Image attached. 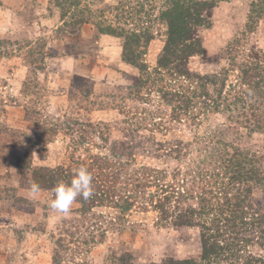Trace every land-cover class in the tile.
I'll return each instance as SVG.
<instances>
[{"label":"rangeland","instance_id":"obj_1","mask_svg":"<svg viewBox=\"0 0 264 264\" xmlns=\"http://www.w3.org/2000/svg\"><path fill=\"white\" fill-rule=\"evenodd\" d=\"M209 1L212 26L198 31L206 56L191 57L189 68L200 74L234 68L228 82H235L230 59L238 65L264 50V0ZM167 2L0 0V264H113L125 251L131 264H150L200 251L197 228L162 226L151 208L137 205L123 215L110 204L84 210L75 201L61 217L48 206L52 190L33 199L20 182L18 159L28 146L34 166H90L94 156H108L129 170L186 167L203 146L200 137L226 122L225 114L212 113L180 124L152 85L142 92L120 88L138 70L123 62L119 37L101 28L148 32L144 62L153 71L166 40ZM245 130L230 139L251 148L264 169V132ZM179 140L189 152L181 162L167 155ZM255 197L264 211V188ZM250 250L264 256L258 245Z\"/></svg>","mask_w":264,"mask_h":264},{"label":"trees","instance_id":"obj_2","mask_svg":"<svg viewBox=\"0 0 264 264\" xmlns=\"http://www.w3.org/2000/svg\"><path fill=\"white\" fill-rule=\"evenodd\" d=\"M214 6L209 0H168L161 13L167 24L166 40L153 71L144 62L152 40L148 32L111 24L101 28L119 37L123 62L138 70V74L126 75L132 83L121 89L142 92L152 85L149 88H156L180 124L194 125L212 113L226 115V122L200 137L203 146L186 167L142 165L129 170L108 156H94L90 166L85 162L78 167L34 166L31 146L18 159L22 188L36 182L53 192L57 184L70 183L76 170L84 167L92 176L93 195L87 200L77 198L82 209L110 204L125 215L138 205L155 210L162 226L198 229L197 254L168 256L150 264H264V256L250 250L254 245L264 250V211L255 197V191L264 188L263 164L251 148L234 143L237 138L230 139L245 129L264 132V50L253 51L238 65L230 59L229 66L238 71L235 82H228L234 68L193 72L190 58L206 56L198 31L212 26L206 12ZM186 148L188 143L176 141L167 155L181 162L189 155L183 151ZM132 257L130 251L121 252L113 264H131Z\"/></svg>","mask_w":264,"mask_h":264},{"label":"clouds","instance_id":"obj_3","mask_svg":"<svg viewBox=\"0 0 264 264\" xmlns=\"http://www.w3.org/2000/svg\"><path fill=\"white\" fill-rule=\"evenodd\" d=\"M41 192L40 185L32 182L28 188V194L35 199ZM93 195L92 176L89 171L80 167L76 170L70 183H59L53 189V199L49 202V208L61 217L70 214L71 207L78 197L85 200Z\"/></svg>","mask_w":264,"mask_h":264}]
</instances>
